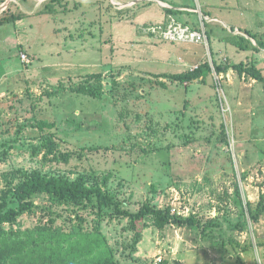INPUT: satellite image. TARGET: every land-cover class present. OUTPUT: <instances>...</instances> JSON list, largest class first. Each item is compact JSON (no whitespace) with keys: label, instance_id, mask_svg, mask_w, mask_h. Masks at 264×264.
<instances>
[{"label":"rangeland","instance_id":"374dc122","mask_svg":"<svg viewBox=\"0 0 264 264\" xmlns=\"http://www.w3.org/2000/svg\"><path fill=\"white\" fill-rule=\"evenodd\" d=\"M185 1L191 11L174 14V26L206 40L161 41L180 53L171 67L146 61L135 37L113 42L130 6L0 0V18L13 19L0 25V208L15 207L17 185L39 174L100 188L130 213L170 207L197 225L160 229L152 215L133 225L114 207L39 194L6 231L67 235L82 251L93 242L81 261L106 252L115 264H264V213L251 218L264 206V82L230 67L243 63L264 77V0ZM204 63L211 71L200 80L169 77ZM219 65L230 69L218 74ZM84 84L103 98L74 91Z\"/></svg>","mask_w":264,"mask_h":264},{"label":"trees","instance_id":"16d2710c","mask_svg":"<svg viewBox=\"0 0 264 264\" xmlns=\"http://www.w3.org/2000/svg\"><path fill=\"white\" fill-rule=\"evenodd\" d=\"M62 0H50L51 4L60 3ZM13 19H1L0 24H5ZM250 34V33H249ZM234 70L246 73L254 80L264 82L262 72L255 68H247L243 63L230 66ZM229 66H216L218 74L224 73L230 69ZM205 71H211L208 63L201 64L197 68L169 76L171 81L181 84L191 83L200 80L206 74ZM102 74H93L92 76L101 79ZM160 85L165 88L166 83L161 82ZM74 91L90 96L94 99H102V88H93L90 85H80ZM53 128L54 125H48ZM49 154H56L57 143L51 139H47L44 143ZM15 207H11L4 211L0 208V264H115L112 255L106 252H100L92 260L81 261L92 255L93 242L86 246L87 250L82 251L78 242H72L71 237L61 235V240L52 237L49 239L41 234L39 238H35L34 234H30L26 239H19L18 233L8 232L4 229V224H12L17 218L25 213L32 212L35 208L33 197L36 195H48L53 201L61 204L81 205L84 202L89 204L99 203L101 206L114 207L124 217L131 220L133 225L143 222L149 215L154 217V221L158 228L164 229L170 223H178L180 225H197L193 218L185 219L173 214L172 208L156 209L151 206H144L138 213H130L122 210L121 205L115 198L104 193L100 188L89 187L83 181H70L62 177L41 176L33 174L21 181L15 191ZM260 210V209H259ZM264 213V206L258 213L251 218L258 222ZM65 243H68L66 247ZM102 242L98 246L102 251ZM160 264H167L162 261Z\"/></svg>","mask_w":264,"mask_h":264},{"label":"crops","instance_id":"0c3cea01","mask_svg":"<svg viewBox=\"0 0 264 264\" xmlns=\"http://www.w3.org/2000/svg\"><path fill=\"white\" fill-rule=\"evenodd\" d=\"M64 2H66V0H62L60 3L57 4L61 5ZM112 2L116 3V5H118L119 8L122 6V8H120L121 10H124L127 6H130L131 8H135L133 11L129 12L128 14L123 15L124 18H121L116 22L114 19L115 35L114 38H112L113 42L130 43L134 41V37H135L137 40H140V42H138L137 44H140L141 47L140 46L139 47L142 48L141 52L146 61L150 60V62L153 63H161L162 60L168 61L169 63H171V67H174L172 62L179 58L180 53H176V51H174V49L171 46L172 44L170 45V43H161V41H163L164 39L165 40L168 39L164 35V33L166 32L164 28L165 27L164 23L168 21L169 24L174 25L176 23L175 22L176 16L174 14L178 13V11H191L190 9H187L185 7H181V5H183L184 3L186 4V1L185 0H143V1L131 0L128 2H122L121 0H112ZM180 26L183 28H189L191 31H193L187 25L185 26L182 24ZM158 28H162V31H158L154 33L152 29H158ZM195 32H200V30L196 29ZM173 41H177V40H173ZM202 43L204 42H200V43L193 42V44H202ZM143 44H147V46H143ZM198 49L202 51V46H198ZM137 51L139 52V48ZM192 56L193 55L187 52L186 57L192 58Z\"/></svg>","mask_w":264,"mask_h":264},{"label":"built area","instance_id":"2783aa9c","mask_svg":"<svg viewBox=\"0 0 264 264\" xmlns=\"http://www.w3.org/2000/svg\"><path fill=\"white\" fill-rule=\"evenodd\" d=\"M154 33L162 31V28L152 29ZM165 37L171 40H179L183 42L200 43L206 40L205 32L191 31L189 28H183L180 25H171L170 28L164 33ZM24 58H26L24 56Z\"/></svg>","mask_w":264,"mask_h":264}]
</instances>
